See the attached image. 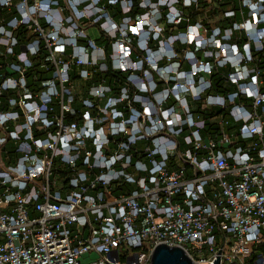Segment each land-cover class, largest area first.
<instances>
[{
  "label": "built area",
  "instance_id": "1",
  "mask_svg": "<svg viewBox=\"0 0 264 264\" xmlns=\"http://www.w3.org/2000/svg\"><path fill=\"white\" fill-rule=\"evenodd\" d=\"M175 3L137 0L134 19L132 0H0V264H150L160 244L194 264H264V78L249 45L162 65L159 7L176 26ZM226 66L233 91H209ZM109 70L131 78L119 95Z\"/></svg>",
  "mask_w": 264,
  "mask_h": 264
},
{
  "label": "trees",
  "instance_id": "2",
  "mask_svg": "<svg viewBox=\"0 0 264 264\" xmlns=\"http://www.w3.org/2000/svg\"><path fill=\"white\" fill-rule=\"evenodd\" d=\"M184 1L185 0H176L175 5L181 13L180 23L176 26L166 23L168 19L166 7H159L161 12L156 24H159L161 27V35L158 40L165 41L174 39V47L181 42V46H184L189 50V52H193L194 57L199 58L202 57V49L194 47V45L187 47L184 44V34L187 26L199 24L200 32H204L206 40H211L213 38L212 32L213 30H216L219 32V36L217 38L218 40L220 39V41L224 43L223 38H226L229 43L234 44V46L241 52L243 51L245 45H249L251 56L250 67L253 71H257L260 78H264V39L261 38L264 31V3L261 5L259 2H256L258 10H260L259 12H255L259 22L251 30V32L247 33L236 28L238 24L244 22L245 20H249L253 15V12L249 10L247 3L243 0H196V2H191L188 6H183L182 3H184ZM136 3L137 0H132V9L129 14V16L134 19L139 14H142V11L138 10ZM254 42L257 43L256 47H254ZM260 43H262V45ZM149 46L150 49H156V41L149 42ZM207 52H209V49H207ZM212 54H214V52ZM167 55H172V53L168 52ZM163 64L164 61H162V65ZM184 71H188V66L184 67ZM226 71L227 66L223 69L212 70L211 75L208 77L210 81L209 91H233L232 88L228 89L225 85L224 72ZM34 74L38 75V78L40 79L43 78L39 72ZM127 75L128 74L113 73L109 70L106 77V83L112 87L113 91H111V95H119L120 91H116L118 87L127 84V81L131 79ZM150 77H152L155 82L156 91H162L164 88L165 90L168 89L173 81V79L170 78L169 82L163 85L160 81H158L157 77L152 75H150L149 78ZM27 83L29 90H33L36 86L32 76L27 78ZM130 91H133L131 87ZM27 92L35 93L37 91ZM141 96L144 100H152L151 96L143 94ZM85 99L90 100V97L86 94V92L81 94V98L76 96L73 106L76 107V105H83ZM129 99H131V95L129 96ZM133 105L137 106V104ZM170 105H172L171 101H167L165 103V106L167 107Z\"/></svg>",
  "mask_w": 264,
  "mask_h": 264
},
{
  "label": "rangeland",
  "instance_id": "3",
  "mask_svg": "<svg viewBox=\"0 0 264 264\" xmlns=\"http://www.w3.org/2000/svg\"><path fill=\"white\" fill-rule=\"evenodd\" d=\"M185 1L186 2L182 3L183 6H188L189 5V0H185ZM244 2L247 3V6L249 7V10L250 11H252V12H256V11L259 12L258 9L256 8L257 7L256 6V2H259L260 4H263L264 3V0H258V1L257 0H253V1L252 0H247V1L245 0ZM175 4H174V6L176 8L175 10H177L178 12H180L178 10V8L176 7ZM254 7L256 9H254ZM170 10L172 11L173 9H170ZM263 21H264V17H263ZM257 22H259L258 19L256 20V23ZM243 23H241V24H243ZM254 26H256V24H252V23L251 24H247L246 22L242 25V27H245L247 33L251 32V30L253 29ZM198 35H199V37H198V40L199 41L196 44L199 45L201 47L200 49H202V50L209 49V52L202 53V57L204 56V54L207 55V56H210V54H212L213 52H217L216 59L218 61H221V60L227 61L228 60V56H229L228 55V50H232V46L234 44L229 43L226 38H223L224 39V43L221 42L222 44L220 43V44L217 45L216 42L208 41V42L205 43V45H210L211 47L210 46H205L203 44V40L205 41V39H206L205 38V35H204V32L203 31L202 32L199 31L198 32ZM190 40H191V37L190 38H186V40L184 41L185 46H187V44H188L186 42H190ZM165 41L167 43L164 42L165 45H163L162 50H160V51L163 52V53L173 52L174 53V56H172V59H174V60L172 61L171 59H169V56L167 55V57L165 58L164 62H166V63L168 62V64L172 68H179L180 69V67H182V65H183L182 62L183 61H186L187 59H190L191 58L190 56H187L188 49H186L184 46H181V44H182L181 42L178 45H176V47H174V39L173 40H165ZM175 41H176V39H175ZM187 47H190V46H187ZM245 47L244 48L247 49V45ZM154 58L155 57L152 56L149 59L150 60H154ZM166 71H169V69H167ZM160 74H161V76L158 79V81H160V83H162L163 85H165L167 83V81H168V77L166 76V73H163V75H162V73H160ZM177 77H181L182 79H185V76L182 73L180 75H177ZM178 80H179V78L176 79V81H178ZM162 84H160V85H162ZM152 88L153 87H152V85L150 83L148 85L146 84L145 87H144V91H148V89H149V91H151ZM162 91H168V89L165 90V88H164V90H162ZM172 91H174V90H172ZM157 99L158 98H155L154 101H157Z\"/></svg>",
  "mask_w": 264,
  "mask_h": 264
},
{
  "label": "water",
  "instance_id": "4",
  "mask_svg": "<svg viewBox=\"0 0 264 264\" xmlns=\"http://www.w3.org/2000/svg\"><path fill=\"white\" fill-rule=\"evenodd\" d=\"M150 264H194L181 249L160 244L152 253ZM213 264H219V253Z\"/></svg>",
  "mask_w": 264,
  "mask_h": 264
},
{
  "label": "bare ground",
  "instance_id": "5",
  "mask_svg": "<svg viewBox=\"0 0 264 264\" xmlns=\"http://www.w3.org/2000/svg\"><path fill=\"white\" fill-rule=\"evenodd\" d=\"M245 1V0H244ZM258 1V0H257ZM252 4V3H251ZM262 5V4H261ZM257 6V5H256ZM258 11H260V10H258ZM260 40V39H259ZM262 42V41H261ZM257 44V43H256ZM261 45H262V43H260ZM259 45V44H258ZM257 46V45H256ZM227 90V89H226Z\"/></svg>",
  "mask_w": 264,
  "mask_h": 264
}]
</instances>
